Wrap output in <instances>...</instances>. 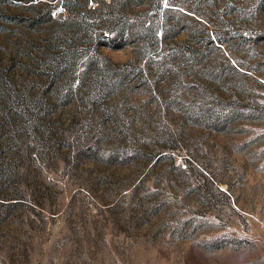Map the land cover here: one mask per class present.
<instances>
[{"label":"rangeland","instance_id":"374dc122","mask_svg":"<svg viewBox=\"0 0 264 264\" xmlns=\"http://www.w3.org/2000/svg\"><path fill=\"white\" fill-rule=\"evenodd\" d=\"M39 1L0 0V264H264V0L133 40Z\"/></svg>","mask_w":264,"mask_h":264},{"label":"trees","instance_id":"16d2710c","mask_svg":"<svg viewBox=\"0 0 264 264\" xmlns=\"http://www.w3.org/2000/svg\"><path fill=\"white\" fill-rule=\"evenodd\" d=\"M57 1L61 4L65 10L67 16L64 22H74L78 20V16L82 15V12L105 15L108 11H111L116 6H121L122 8H129L130 10L136 11L135 19H125L122 24L126 28L127 39L133 40L141 36V32L145 29H151L152 25L146 26L143 22V16L147 18L150 13L143 14L141 8L148 6L152 3L161 6L162 0H122V2H116V0H111L109 3H106L105 0H40L39 2H45V5L51 7L52 3ZM173 4H168V7L165 8L166 12H171ZM144 11V10H143ZM82 21V19H80ZM153 24V23H152ZM105 27L103 30H106ZM110 30V29H107Z\"/></svg>","mask_w":264,"mask_h":264}]
</instances>
